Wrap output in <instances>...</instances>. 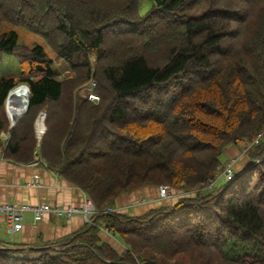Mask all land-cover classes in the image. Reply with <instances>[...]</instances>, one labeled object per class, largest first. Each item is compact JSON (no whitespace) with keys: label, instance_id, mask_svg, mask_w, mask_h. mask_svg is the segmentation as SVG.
Returning a JSON list of instances; mask_svg holds the SVG:
<instances>
[{"label":"trees","instance_id":"trees-1","mask_svg":"<svg viewBox=\"0 0 264 264\" xmlns=\"http://www.w3.org/2000/svg\"><path fill=\"white\" fill-rule=\"evenodd\" d=\"M140 4L0 0V59L20 67L0 76V158L38 154L97 210L67 239L0 240V264H264V0H154L144 14ZM92 77L97 102L82 92ZM23 83L29 109L10 130L4 107ZM232 145L247 163L216 187ZM160 185L196 194L141 215L106 211Z\"/></svg>","mask_w":264,"mask_h":264},{"label":"crops","instance_id":"crops-1","mask_svg":"<svg viewBox=\"0 0 264 264\" xmlns=\"http://www.w3.org/2000/svg\"><path fill=\"white\" fill-rule=\"evenodd\" d=\"M239 147L231 146L221 157L228 161L235 157L236 169H241L247 159L239 156ZM38 155V154H37ZM29 163H17L6 158H0V202L23 203L38 205L41 202L53 201L64 207H81L85 193L81 188L65 180L56 170L41 163L39 157ZM140 199L157 201L154 194L148 191L137 193ZM133 194L120 195L115 207L123 213L141 215L146 203L133 202ZM142 202V201H141ZM150 204V203H148ZM82 215H75L71 219L58 218L52 215L45 216L43 220L34 222L32 214L25 215L23 229L10 234L4 217L0 216V240L19 244L36 245L39 241L56 242L67 239L86 226ZM102 238L116 249L123 250V245L112 235L102 232Z\"/></svg>","mask_w":264,"mask_h":264},{"label":"rangeland","instance_id":"rangeland-1","mask_svg":"<svg viewBox=\"0 0 264 264\" xmlns=\"http://www.w3.org/2000/svg\"><path fill=\"white\" fill-rule=\"evenodd\" d=\"M154 3V0H141V4H140V11L142 14L146 13L153 5ZM27 44L29 45H33V44H36V43H39V44H43L39 39L35 38V37H28L27 40H26ZM92 62L93 63H96L97 62V58L96 57H92L91 58ZM20 67H19V61H18V58L14 55H3L2 58L0 59V76H15V75H18L19 72H20ZM54 69L59 71L61 74L59 76L60 79H63L64 77L68 76L69 74V70H68V67L66 66V64L64 62H59L57 65L54 66ZM95 81V79L92 77L83 87H82V92L83 93H87V88H88V85H91V82ZM97 84V83H96ZM27 84H19L12 92H11V95H10V98H9V101H8V105H7V102L5 104V107H4V110L6 112V115H7V118H8V121H9V124H10V127H11V121L9 119V116L10 118L11 117H19L25 106H26V103L28 101V98H29V92L27 91V88H26ZM21 100V104H20V111L16 112V113H11L10 112V108H11V104L12 102H16V101H20ZM9 111V116H8V112ZM45 111H42L37 120L42 116V114L44 113ZM23 117V116H22ZM21 117V118H22ZM20 120V119H19ZM36 120V122H37ZM46 120V118H45ZM19 122V121H18ZM17 122V123H18ZM16 126V125H15ZM35 127H36V123H35ZM44 127H46V122L44 121ZM45 129V128H44ZM11 130V129H10ZM41 131L43 130H37L36 128V133H37V138L39 139H42L43 138V134L41 133ZM45 132H46V129H45ZM4 139L5 140H9V134L6 133L4 135ZM233 147L236 146V145H232ZM231 147V146H230ZM238 147V146H236ZM229 148V147H228ZM227 148V149H228ZM226 149V150H227ZM239 156L242 157V158H245V149H244V146H239ZM225 150V151H226ZM224 151V152H225ZM224 155V154H223ZM39 156L37 155V158ZM233 159H236L235 157H232L230 158L228 161H222L221 165H219L217 167V172H216V177H215V183H216V187H220L222 186L224 183H225V177L223 175V171L224 169L227 167V164L229 161H232ZM210 186H212L213 184L212 183H209ZM207 185V183H206ZM206 185H205V188H206ZM161 186H169V185H160L158 187H146L144 189H141V190H138V191H135L131 194H133V200L136 198L135 196H139L137 193H140L141 191H148V194L152 193L154 194V196L157 197V201L153 202V201H149V200H145V199H140L139 197H137L133 202H140V203H146V206H144L143 208V212L142 214H145V213H148L150 210L154 209V208H157L161 205H174L175 203H177V201L182 198V197H188V198H194L195 197V194L196 192H185V191H180V190H175L173 189L172 187L171 188V194L172 196L169 197V198H161L160 196V187ZM205 191V190H203ZM210 191V190H209ZM213 190H211L210 192H212ZM150 194V195H152ZM169 196V195H168ZM87 197V195L85 194L84 195V198ZM88 199H90L89 197H87ZM91 200V199H90ZM117 200V199H116ZM142 201V202H141ZM150 203V204H148ZM109 208V207H108ZM108 208L106 209V211H108ZM112 208H115V207H112ZM116 210L113 211V212H122L121 209H118V208H115ZM111 213V212H110ZM123 213V212H122ZM95 217V215L93 216ZM93 217H92V220H93ZM103 225V224H102ZM102 232L104 233H107L108 235H112L110 232H108L107 230H103ZM113 236V235H112ZM115 238V236H113Z\"/></svg>","mask_w":264,"mask_h":264},{"label":"built area","instance_id":"built-area-1","mask_svg":"<svg viewBox=\"0 0 264 264\" xmlns=\"http://www.w3.org/2000/svg\"><path fill=\"white\" fill-rule=\"evenodd\" d=\"M96 87V82L92 81L91 85H88L87 88L89 99L93 102L99 101V97L94 92ZM236 162L237 159L229 161L227 167L224 169L223 175L226 180L232 179ZM159 189L161 198L165 199L172 196L171 188L169 186H161ZM113 211H115L113 208H108L107 212ZM28 213L32 214L35 223L43 220V218L48 215L58 218L71 219L75 215L79 214L83 215L87 222L91 223L92 217L96 214V208L92 201L87 197L84 198V202L81 207H64L54 203L53 201L41 202L38 205L0 202V216L4 217L8 231L12 235L22 230L25 215Z\"/></svg>","mask_w":264,"mask_h":264},{"label":"water","instance_id":"water-1","mask_svg":"<svg viewBox=\"0 0 264 264\" xmlns=\"http://www.w3.org/2000/svg\"><path fill=\"white\" fill-rule=\"evenodd\" d=\"M26 88H27V91L29 92V98H28V104H27V107H26V110L24 111V113H23L21 116H19L15 122H12L11 119H10V116H9V111H7V112H8L9 119H10V121H11V127H10V129H13V128L15 127V125L17 124V122L19 121V119H21V117H22V116L28 111V109H29V100H30V97H31V93H30V88H29L28 86H26ZM11 92H12V90L10 91L9 96H10ZM9 96H8V99H9ZM7 101H8V100H7ZM7 105H8V103H7ZM45 118H46V112H44V113L42 114V116L37 120V122H36V128H37L38 131H39V129H40L42 126H44Z\"/></svg>","mask_w":264,"mask_h":264},{"label":"bare ground","instance_id":"bare-ground-1","mask_svg":"<svg viewBox=\"0 0 264 264\" xmlns=\"http://www.w3.org/2000/svg\"><path fill=\"white\" fill-rule=\"evenodd\" d=\"M27 104H28V101H27V103H26V106H25V108H24L22 114H23L24 111L26 110ZM19 106H20V104H19ZM22 114H21V115H22ZM21 115H20V116H21ZM17 118H18V117H11L10 119H11L12 122H15V121L17 120ZM44 128H45V127L42 126V127L40 128V130H44Z\"/></svg>","mask_w":264,"mask_h":264}]
</instances>
